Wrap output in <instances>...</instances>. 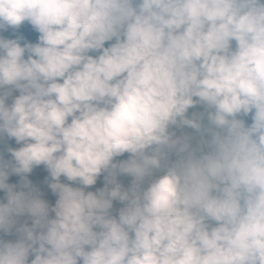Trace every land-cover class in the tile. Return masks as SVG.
<instances>
[{
  "label": "clouds",
  "instance_id": "1",
  "mask_svg": "<svg viewBox=\"0 0 264 264\" xmlns=\"http://www.w3.org/2000/svg\"><path fill=\"white\" fill-rule=\"evenodd\" d=\"M0 264H264V0H0Z\"/></svg>",
  "mask_w": 264,
  "mask_h": 264
},
{
  "label": "rangeland",
  "instance_id": "2",
  "mask_svg": "<svg viewBox=\"0 0 264 264\" xmlns=\"http://www.w3.org/2000/svg\"><path fill=\"white\" fill-rule=\"evenodd\" d=\"M15 147H18L17 145ZM36 179L37 185L41 186L43 190L46 193L45 198L48 199L50 202L54 203L55 197L51 194L50 191L46 189V186L43 184V181L47 177V171L43 168V166L36 168L33 170V173H31ZM10 179L13 181V183H16L19 180V177L12 176ZM125 183H127V180H124ZM95 187H102V178L101 180H98V183ZM94 190V189H93ZM118 207V205H116ZM7 238V237H6Z\"/></svg>",
  "mask_w": 264,
  "mask_h": 264
},
{
  "label": "trees",
  "instance_id": "3",
  "mask_svg": "<svg viewBox=\"0 0 264 264\" xmlns=\"http://www.w3.org/2000/svg\"><path fill=\"white\" fill-rule=\"evenodd\" d=\"M20 31L24 32L25 35H27L28 38L32 42H35L36 37H37V34H35L34 32H32L30 26L25 25V26L22 27V29ZM248 122H250V119L248 120ZM6 143L9 144V145H11L12 147H15L16 146L14 141H6ZM6 158H7V156H6ZM29 179L32 180L35 184H37L36 179H35V177L33 175L30 174ZM9 182L10 183H13V181L11 179H9Z\"/></svg>",
  "mask_w": 264,
  "mask_h": 264
}]
</instances>
